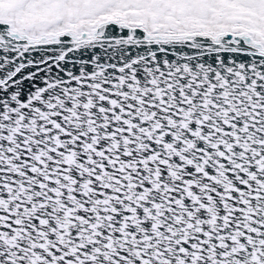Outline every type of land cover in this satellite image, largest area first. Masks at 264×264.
Returning <instances> with one entry per match:
<instances>
[{
	"label": "snow or ice",
	"instance_id": "6c2138e0",
	"mask_svg": "<svg viewBox=\"0 0 264 264\" xmlns=\"http://www.w3.org/2000/svg\"><path fill=\"white\" fill-rule=\"evenodd\" d=\"M0 264H264V0H0Z\"/></svg>",
	"mask_w": 264,
	"mask_h": 264
}]
</instances>
